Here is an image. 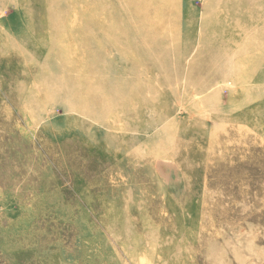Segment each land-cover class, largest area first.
I'll return each mask as SVG.
<instances>
[{
  "label": "rangeland",
  "instance_id": "374dc122",
  "mask_svg": "<svg viewBox=\"0 0 264 264\" xmlns=\"http://www.w3.org/2000/svg\"><path fill=\"white\" fill-rule=\"evenodd\" d=\"M0 264H264V0H0Z\"/></svg>",
  "mask_w": 264,
  "mask_h": 264
}]
</instances>
